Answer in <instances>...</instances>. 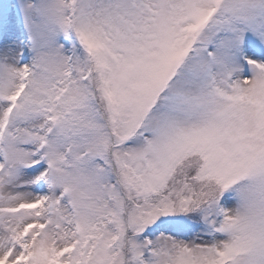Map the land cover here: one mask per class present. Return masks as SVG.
Instances as JSON below:
<instances>
[{
  "label": "snow or ice",
  "instance_id": "snow-or-ice-1",
  "mask_svg": "<svg viewBox=\"0 0 264 264\" xmlns=\"http://www.w3.org/2000/svg\"><path fill=\"white\" fill-rule=\"evenodd\" d=\"M0 264H264V0H0Z\"/></svg>",
  "mask_w": 264,
  "mask_h": 264
}]
</instances>
